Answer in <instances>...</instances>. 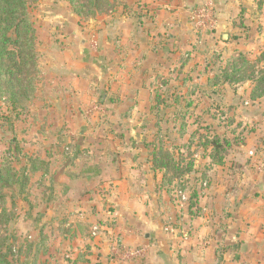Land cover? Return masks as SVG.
<instances>
[{
	"label": "rangeland",
	"instance_id": "374dc122",
	"mask_svg": "<svg viewBox=\"0 0 264 264\" xmlns=\"http://www.w3.org/2000/svg\"><path fill=\"white\" fill-rule=\"evenodd\" d=\"M122 1L28 0L35 30L25 70L28 100L12 110L0 98V163L28 181L2 190L0 252L25 264H70L77 256L76 264H255L239 255L249 244L233 236L264 234L262 222L243 231L223 217L233 215L236 197L227 192L245 172L264 174V95L250 96L252 80L264 74V0H207L215 28L191 24L176 35L172 56L147 69L146 80L139 68L124 71L129 52L137 51L135 62L142 53L129 46L126 17L171 11L173 0ZM224 73L239 81L219 83ZM212 134L230 141L219 166L207 158ZM158 148L182 167L176 178L171 170L165 185L152 167ZM89 161L97 170L86 179L97 176L95 191L68 179L84 181L79 169ZM110 162L104 173L101 165ZM119 182L132 187L126 212ZM215 184L220 194L210 203ZM251 185L242 204L264 207V192L257 197ZM258 214L264 218V208ZM86 216L92 223L74 239L71 225ZM141 221L147 224L134 242L131 230ZM131 250L137 255L125 257Z\"/></svg>",
	"mask_w": 264,
	"mask_h": 264
},
{
	"label": "crops",
	"instance_id": "0c3cea01",
	"mask_svg": "<svg viewBox=\"0 0 264 264\" xmlns=\"http://www.w3.org/2000/svg\"><path fill=\"white\" fill-rule=\"evenodd\" d=\"M126 1L127 0H123L122 3H125ZM157 1L158 0H152L151 1L152 3L151 2L150 3L148 2V3L154 6L157 3ZM130 2L133 3L135 2V0H132ZM197 3H198V0H173L172 2L169 3V5L173 6V9H170L171 11H168V12H162V11L155 10L153 14H151V12L148 15H145V13H142L144 15H141V17L136 18L137 20H134L135 18L134 16L125 15L127 16L126 19H128L130 23L132 22V24L128 26V28H126L128 30V36H129V40H128L129 41L128 43H130L129 46L132 47L133 49L137 48L139 51L142 52L137 62L134 61V59L137 58V51L131 50V52H129L127 57H129V59L132 60V62L130 61L131 63L129 62L128 65H126L127 67L124 70L125 73L127 74V71L128 73H133L135 72V70L139 68V75L143 78L142 80H146V78L144 77L146 76V73L150 69L154 68V66L158 63V61L162 59V57H166V56L168 57L169 55L172 56V51L175 50V48L172 49L174 46L173 42L175 41V36L176 35L180 36V35L185 34V29L191 25L190 20H189L190 7L195 6ZM114 25H116L115 21H114ZM147 33L150 34V37ZM137 45L138 47H136ZM150 47H152V49ZM154 50H156L157 52L154 53L153 52ZM143 53L145 55H143ZM136 63H138V65ZM65 68L68 69L67 67ZM139 91L140 92L146 91L148 94V91L145 89L141 90V88H139L137 92ZM257 101L259 102V100ZM257 104L259 105V103ZM261 106H263V103L261 104ZM261 158L262 159L264 158V154L261 156ZM76 160L78 161V159ZM101 162L105 163L108 161L106 159L103 160V158H101ZM93 163L94 161L82 163V166L79 169V174H80L79 176L84 177L85 178L84 181L77 180L75 176H73L74 180L73 178L72 179L68 178L69 180H71V182L72 181L75 182L72 184V186L80 182V185L82 186V188H88L86 190L91 191L92 187L94 186V179L97 176L95 178L88 179V180L86 179V177L91 176L88 174L89 171L97 170L96 167H94ZM112 165L113 163L110 162V164L108 163L102 164L100 168L102 169L104 173H107L108 171H111ZM130 174L131 173H128L127 175L128 178H131ZM245 176H248V177H245L246 179H243V182H240V185L236 186L235 189L230 190L229 194L227 192V195L234 194L236 199L234 201L235 205L232 210L233 215H231L229 218H227V215L223 217L224 219H229L230 221L224 220L223 222H226L228 225L231 223H235V226H239V230L241 228V230L243 231H248L252 229V223L256 224V221L262 222L260 224V227L262 226L264 227V218H261L260 214H258L264 207L262 206L261 208L259 205H257V207H254V206H250L247 204H242L243 202L241 200V196H242V193L245 190H247L249 186H252L251 184H253L255 186L253 194L256 196L258 195L257 197L261 198L262 195L260 194V192H264V174L262 175L261 173L256 172L254 173V175L250 176L248 175V172L246 171ZM118 184L119 186H121L120 182ZM68 185H71V183H69ZM101 186L102 185H99L100 190H101ZM121 187L123 188V190H119V192L122 195H124L123 206H124V211L126 212V210H130L133 208V207H130V205L128 207V205L125 204L128 200L129 201L131 200L130 194L132 193L131 192L132 187L131 188H126L123 186ZM220 188L221 186L215 184L214 191H211V189L208 190L207 197H209L210 203H211L210 200L213 199L214 195L220 194ZM93 189L94 191L96 190L94 187ZM135 205H138V203H135ZM243 207L247 208L246 210H249L250 213L249 214L246 213L245 215H242L241 212H242ZM88 208H90V211L92 210V215H95L94 213L95 208H92V205H90V207L88 206ZM255 214H258V215H255ZM248 215H250L251 221L249 220V221L243 222L244 219L245 220L247 219ZM86 217L88 218H86L83 221H80L81 223L77 221L73 223V225H71L67 223L65 224L63 222L61 225L64 224L63 225L64 228H68L70 225L74 226V230H72V233H73L72 237H74V239L78 237L79 239V236H81L79 234V228L81 226L85 227L89 223H92V220L89 218V216H86ZM82 222H84V225ZM146 224L147 223L144 221H141L140 223L137 222L134 224V228H132L131 232L135 240L132 237H130L128 239L129 243H131L132 240H134V242L136 241V239L138 238L137 236L138 231L143 229V227ZM242 225L244 226L242 227ZM60 236L66 238L65 234H60ZM96 236H92V237H96ZM233 238L234 240H237L240 243L242 242L244 244H249V246H252L250 250H247V247L249 246L244 245V248L240 250L239 255L243 257L249 256V257H252L253 259H256L255 264H264V260H261V259H264V234H262V232H261V235H253V233L249 231L247 234L239 232L238 234H236V236H233ZM88 239L91 240L90 236H88ZM103 240L104 239H102V241ZM92 243L96 244L94 241Z\"/></svg>",
	"mask_w": 264,
	"mask_h": 264
},
{
	"label": "trees",
	"instance_id": "16d2710c",
	"mask_svg": "<svg viewBox=\"0 0 264 264\" xmlns=\"http://www.w3.org/2000/svg\"><path fill=\"white\" fill-rule=\"evenodd\" d=\"M73 1L69 0L71 4H73ZM28 3V0H0V98L7 97L12 110L19 108L22 101L28 100L27 93L30 90L29 86L25 84V70L32 61L35 30L29 17ZM245 64H247L246 61H244ZM231 77L224 73V76L220 77L219 83L228 82L234 84L239 81V79H232ZM252 82L253 89L250 96L258 98L264 95V74L259 75ZM189 106L190 104L186 105L187 108ZM229 146V140L212 134L209 141L210 152L207 156L210 164L221 165L227 155ZM153 152L152 167L162 172V185L170 182L167 175L171 170L175 173L174 178L180 175L182 171L181 162L171 161V157L167 153H163L160 148ZM31 165H34V161L31 162ZM190 169L188 168L187 171H190ZM33 170L34 168L31 171ZM27 181L28 179L23 175L16 178L15 170L1 162L0 200L2 199V190L4 188H9L14 183H18L23 188ZM190 198L192 199V197ZM8 254L0 252V264H25L18 257L14 261L11 259L12 256ZM79 257L69 260V263L76 264L80 260Z\"/></svg>",
	"mask_w": 264,
	"mask_h": 264
},
{
	"label": "built area",
	"instance_id": "2783aa9c",
	"mask_svg": "<svg viewBox=\"0 0 264 264\" xmlns=\"http://www.w3.org/2000/svg\"><path fill=\"white\" fill-rule=\"evenodd\" d=\"M211 5L212 3L205 0L204 4L198 8L195 9L191 14L189 15L190 23L193 25V27H196L198 29H213L215 28V20L212 17L211 14ZM98 232V228L94 226L92 228V236H96ZM138 251H129V253H126L125 257H133L136 256Z\"/></svg>",
	"mask_w": 264,
	"mask_h": 264
},
{
	"label": "water",
	"instance_id": "95a60500",
	"mask_svg": "<svg viewBox=\"0 0 264 264\" xmlns=\"http://www.w3.org/2000/svg\"><path fill=\"white\" fill-rule=\"evenodd\" d=\"M226 38H227V36H226V35H223V36H222V39H223V40H225Z\"/></svg>",
	"mask_w": 264,
	"mask_h": 264
}]
</instances>
